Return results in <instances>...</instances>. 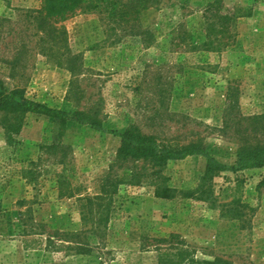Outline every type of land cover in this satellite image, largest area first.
I'll return each instance as SVG.
<instances>
[{"label":"rangeland","instance_id":"obj_1","mask_svg":"<svg viewBox=\"0 0 264 264\" xmlns=\"http://www.w3.org/2000/svg\"><path fill=\"white\" fill-rule=\"evenodd\" d=\"M39 5L0 0V79L28 101L92 108L102 128L27 112L9 136L0 112V264H264V166L221 171L211 201L156 198L127 179L101 206L85 199L108 171L128 177L116 150L129 125L165 144L200 140L227 166L243 138L264 142V0H159L127 22L77 11L58 23L64 41L51 58L31 12ZM66 56H78L74 74ZM204 166L197 154L170 161L167 183L194 189ZM61 177L74 196L59 195ZM107 203L105 230H94ZM81 227L83 253L54 234Z\"/></svg>","mask_w":264,"mask_h":264},{"label":"trees","instance_id":"obj_2","mask_svg":"<svg viewBox=\"0 0 264 264\" xmlns=\"http://www.w3.org/2000/svg\"><path fill=\"white\" fill-rule=\"evenodd\" d=\"M159 0H40L37 9L32 10L36 28L42 33L40 41L42 43L43 53L51 58L56 48L62 45L64 41V27L58 25L61 21L74 15L77 11L82 12H106L107 17L114 21H130L136 20L142 9L155 5ZM216 1L208 3V11L213 15L216 8ZM216 5V6H215ZM233 16H231L232 18ZM221 18L219 17L218 20ZM230 19V17H229ZM208 31L211 33L212 29ZM78 56H66L64 62L68 70L74 74L78 67ZM0 112L9 115L8 124L5 129L10 136L16 133L24 120L26 113H38L49 118L58 120L62 124L75 122L88 125L95 129L102 128V121L98 117L94 109L76 110L70 114L64 110L51 108L44 104L28 101L24 98L23 90L19 88H9L0 79ZM258 117H252L257 119ZM120 138L119 146L116 150V162L119 165H127V178H114L108 171L104 182L101 185L100 193L95 196H87L85 199L92 203L97 202L101 206L103 197L110 199L116 191V186L125 179L130 184L138 185L146 182L153 186V195L156 198L173 200L179 198H194L198 200L211 201L213 195L212 180L214 176L221 171L231 170L238 171L248 168H257L264 166V142L252 143L247 138H243L240 146L235 152L234 164L227 166L219 162L214 156L210 155L202 141H191L187 144H165L160 142L155 136L142 133L135 125L127 126L122 132L117 133ZM202 155L205 157V166L202 174L198 179V183L194 189L182 190L176 189L168 185L167 176L164 170L168 162L185 158L188 155ZM68 184L65 177L57 180L59 195L64 197L74 196V190L68 186L61 188V185ZM264 185V178L258 183V187ZM102 191V192H101ZM103 195V196H102ZM20 200L18 204L23 203ZM110 203L104 205L105 210L102 217L95 223L89 218L91 225L94 223V230H99L103 225L105 230L108 221V207ZM231 210H226L224 214H228ZM88 218L83 217L84 224ZM32 222V221H31ZM33 224V223H32ZM102 224V225H100ZM34 226L44 229V224H33ZM83 227L78 231H62L55 232V235L61 237L63 241L74 244L72 249L77 253L86 251L87 244L82 242L81 234ZM104 234V232H103ZM102 235V234H101ZM99 236L101 239L102 236ZM51 236L48 237L50 240ZM196 262V261H195ZM197 264H229L222 259L214 260H198ZM163 264V262H160Z\"/></svg>","mask_w":264,"mask_h":264}]
</instances>
